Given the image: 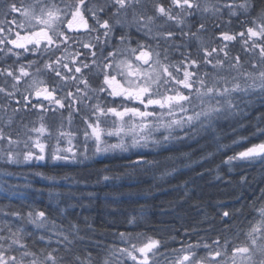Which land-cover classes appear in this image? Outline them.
I'll return each instance as SVG.
<instances>
[{
	"label": "snow or ice",
	"instance_id": "1",
	"mask_svg": "<svg viewBox=\"0 0 264 264\" xmlns=\"http://www.w3.org/2000/svg\"><path fill=\"white\" fill-rule=\"evenodd\" d=\"M0 15V201L23 199L20 189L30 188L33 176L67 189L48 192L51 210L30 204L0 210V264H264V169L255 183L233 171L264 166V0H0ZM210 27L205 40L200 34ZM222 123L236 125L229 144L218 133ZM200 140L214 150L182 151ZM252 140L259 142L237 150ZM146 148L157 150L154 157L170 155L149 160ZM197 151L202 155L193 160ZM116 153L136 159L121 165L123 172L105 165L94 184L67 175L58 184L55 175L11 170ZM203 164L213 166L197 176L215 173L232 185L237 175L235 184L247 194L237 199L239 208L217 201L211 220L193 205L202 219L179 240L172 237L177 248L135 231L112 232L106 244L108 233L73 216V201L85 196L73 189L131 186L149 171L153 181H164ZM189 183L175 186L180 203L191 199ZM148 207L132 206L126 226L139 227Z\"/></svg>",
	"mask_w": 264,
	"mask_h": 264
},
{
	"label": "trees",
	"instance_id": "2",
	"mask_svg": "<svg viewBox=\"0 0 264 264\" xmlns=\"http://www.w3.org/2000/svg\"><path fill=\"white\" fill-rule=\"evenodd\" d=\"M13 17H8V19ZM0 19L3 16L0 15ZM209 25H211V20H209ZM238 30V29H237ZM195 31V29H193ZM213 35L211 30L208 33H202L200 36L208 40ZM198 41H193V47L195 48ZM254 99V103L258 106L259 101ZM264 111V109H261ZM15 127V125H14ZM236 125H229L228 123H222L218 128V133H224L227 138L223 141L225 144L231 143L236 136L231 135L232 128ZM250 132L251 129H248ZM247 132H241L237 135H247ZM258 140H252L248 144L242 145L241 148L237 150H242L243 147L250 146L251 143H258ZM200 147H205V150L211 152L214 147L211 146L210 141L200 140L199 144H192L191 147H185L182 151H191L192 149H198ZM157 150L145 151L147 153V158L149 160L156 158L161 159L165 156L170 155V153L164 152L160 156L154 157L153 153ZM228 152V155H231ZM202 155L201 152L197 151L192 157L193 160H198ZM222 157H217L215 163L218 164ZM129 159H136L135 156H109L108 158H102L98 160H92L89 162L79 163V164H58L57 167H53L51 162L31 164L28 167L11 169L15 172H23L25 174L29 172H43L46 175H55L58 177L57 183H67L59 180V177L65 175L69 177H75L77 179H87L90 184H94L97 178V170L102 169L105 165L113 168L114 171L123 172L125 171L120 166L127 163ZM211 164H203L200 167L193 165L191 171L185 169L179 175L172 178H166L164 181H153L150 177L152 172H146L139 174L140 183H132L129 186L128 181H116L119 185L117 188L106 187L104 185H95L88 188L80 187L79 189H73L74 192L84 193V199L81 201H73L77 204L73 216L88 217L89 221L100 233H108L103 237V242L106 244H111L115 239L111 233L119 231H135L143 232L146 236H155L157 238H162L169 243L170 248L179 247L178 243L172 242V237H176L179 240L181 237L179 233H182L185 227H192L202 219V215L198 214L197 208L193 205L199 203L204 207L211 220V215L216 212L213 207L217 201H223L229 207L239 208L243 201L236 202L241 195H246L244 188L235 184V181L239 178L237 175H233L231 179L233 180L232 185H227L221 181L215 179V173L205 174L202 177L197 176V173L201 172L204 168L212 167ZM262 169L264 166L260 164L252 165H241L239 169H234V172H238L241 175H247L250 181L259 182L262 176ZM136 178L135 176L133 177ZM32 181L30 188H21L20 193L23 199H13L11 201L2 200L0 201V210L7 211L6 205L11 204L12 208H18L22 204L33 205L37 210H44L46 207L51 210L55 206V201L50 200L48 192L49 191H67L66 188H51L50 182L43 180L40 177H29ZM189 181V189H193L191 192V199L184 203H180L181 197L183 195L182 191L176 189L177 184H182L184 181ZM12 184H24V180H12ZM151 186V192H148V188ZM250 191V189L248 190ZM87 193L94 194L90 199L86 195ZM115 194H122L119 203L114 202L111 198L106 199V196H111ZM129 194L131 198H129ZM148 195V199H137L139 195ZM83 204L86 207L81 208L79 205ZM136 204H147L149 207L145 214V218L141 225L137 228H131L126 226L125 220L131 207ZM258 216V212H257ZM239 220V218H238ZM201 228H208L209 224H200ZM215 227L217 230L221 228L219 223V217L217 216ZM28 231H32V227L28 226ZM39 233H37L38 235ZM200 236H212L215 238V233H205L200 232ZM96 239H101L97 236ZM185 239H187L185 237ZM193 240L196 237H192ZM37 247H43L42 244L37 245Z\"/></svg>",
	"mask_w": 264,
	"mask_h": 264
},
{
	"label": "rangeland",
	"instance_id": "3",
	"mask_svg": "<svg viewBox=\"0 0 264 264\" xmlns=\"http://www.w3.org/2000/svg\"><path fill=\"white\" fill-rule=\"evenodd\" d=\"M10 19H12V18H10ZM225 19H226V17H225ZM201 35V34H200ZM239 50V44H236L235 45V47H234V49H233V52H232V55H235L236 53H237V51ZM5 119H7V117H5ZM18 119V118H17ZM13 127H14V125H13ZM152 150H156V149H143L142 151L143 152H145V151H152ZM116 155H118V156H126V155H129V154H127V153H116V154H108V157L109 156H116ZM102 158H104V157H102V156H97V157H94V158H92V159H90V160H85V161H83V162H80V163H84V162H89V161H92V160H98V159H102ZM49 162H51V161H49ZM40 163H44V162H34V163H32V164H40ZM52 163V162H51ZM58 164H66V165H72V164H79V163H75V162H69V163H65V162H58Z\"/></svg>",
	"mask_w": 264,
	"mask_h": 264
}]
</instances>
